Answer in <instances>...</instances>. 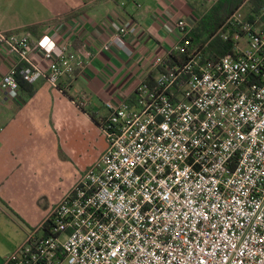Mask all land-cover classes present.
<instances>
[{
	"label": "built area",
	"instance_id": "2783aa9c",
	"mask_svg": "<svg viewBox=\"0 0 264 264\" xmlns=\"http://www.w3.org/2000/svg\"><path fill=\"white\" fill-rule=\"evenodd\" d=\"M249 2L227 23L243 34L217 61L190 51L196 22H177L183 68L142 83L132 105L106 103L101 160L4 264H264V27L244 23ZM138 29L123 21L101 50L132 56ZM0 45L16 57L0 100L18 92L19 75L59 89L94 56L48 34L34 45L0 32Z\"/></svg>",
	"mask_w": 264,
	"mask_h": 264
},
{
	"label": "crops",
	"instance_id": "0c3cea01",
	"mask_svg": "<svg viewBox=\"0 0 264 264\" xmlns=\"http://www.w3.org/2000/svg\"><path fill=\"white\" fill-rule=\"evenodd\" d=\"M201 12L189 0H0V32L29 33L34 45L48 34L94 54L59 89L42 80L32 84V96L18 90L0 100V264L101 160L108 146L106 103L135 96L155 71L153 61L174 50L177 22L195 23ZM259 18L257 27L264 26ZM126 20L139 27L133 55L103 52ZM14 64L16 57L0 45V82ZM83 95L89 101L82 106Z\"/></svg>",
	"mask_w": 264,
	"mask_h": 264
},
{
	"label": "trees",
	"instance_id": "16d2710c",
	"mask_svg": "<svg viewBox=\"0 0 264 264\" xmlns=\"http://www.w3.org/2000/svg\"><path fill=\"white\" fill-rule=\"evenodd\" d=\"M244 4V0H218L212 5L211 8L201 12V16L195 23L189 38L192 42L190 51L201 50L203 61H217L224 56L232 53L234 48V34L239 32V27H235L227 24L231 16L238 11ZM264 0H250L248 5V12L245 15L244 23H250L257 27L259 18V24L264 25ZM262 14V15H261ZM264 27V26H261ZM36 27L28 29L29 32L33 33ZM224 35H228L227 40L224 39ZM188 57L186 54L179 51H170L166 56L164 63L153 73L144 80L143 84L148 87H153L157 75L167 74L169 72H177V69H182L184 64L187 62ZM24 67V66H23ZM22 66L20 69L23 68ZM80 70H76L77 74ZM188 75L183 74L178 80L177 87L183 85ZM19 90L24 91L27 96H32L34 93L33 86L30 83L25 82L20 75L18 76ZM136 94L132 98L128 99L126 103L132 105L135 101ZM93 120L98 121L94 116ZM105 126V125H104ZM103 126V127H104Z\"/></svg>",
	"mask_w": 264,
	"mask_h": 264
},
{
	"label": "rangeland",
	"instance_id": "374dc122",
	"mask_svg": "<svg viewBox=\"0 0 264 264\" xmlns=\"http://www.w3.org/2000/svg\"><path fill=\"white\" fill-rule=\"evenodd\" d=\"M20 1V0H19ZM189 1H191L193 4H194V6L196 7V8H198L199 10H201V11H204V10H206V9H209V8H211L212 7V5H214V3L216 2V1H218V0H214L213 2H211V3H206L204 0H189ZM246 12H248V7H244L243 9H242V13L244 14V15H246ZM6 258V257H5ZM5 260V259H4Z\"/></svg>",
	"mask_w": 264,
	"mask_h": 264
}]
</instances>
